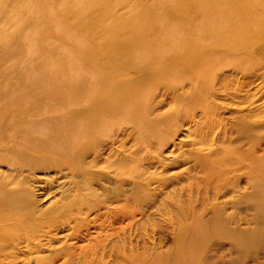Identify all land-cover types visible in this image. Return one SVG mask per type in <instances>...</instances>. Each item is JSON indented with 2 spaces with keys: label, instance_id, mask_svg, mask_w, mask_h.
I'll list each match as a JSON object with an SVG mask.
<instances>
[{
  "label": "rangeland",
  "instance_id": "1",
  "mask_svg": "<svg viewBox=\"0 0 264 264\" xmlns=\"http://www.w3.org/2000/svg\"><path fill=\"white\" fill-rule=\"evenodd\" d=\"M90 1L99 12L108 13L109 25L116 19L129 25L110 31L102 25L99 36L81 33L82 21L95 15L92 8L91 14L87 12ZM229 2L192 0L199 18L190 16L192 9L182 10L176 16L181 17L180 25L170 23L167 13L171 18L175 13L167 0H0L4 74L0 100L15 102L18 93L15 103L22 101L20 108L9 102L11 111L0 114V125L10 114L0 126V208L15 215L7 219L14 231H2L20 237L10 242L21 250L13 261L264 264V183L256 188L249 180L264 160V143H249L242 135L252 130L251 137L264 139V0H240L243 9L237 14H232ZM212 7L222 9L225 20L237 24L222 27L224 19L215 23ZM132 15H139L136 25L131 23ZM148 25L153 57L144 54L140 66H134L119 45L122 40L131 43ZM238 25L254 40L241 49L230 46L235 65L218 67L207 88L198 93L200 99L190 95L195 87L192 76L183 79L176 71L165 72L177 66V59L200 62L203 44H210L200 35L187 43L185 28L218 29V33ZM182 31L184 45L179 46L181 38L175 32L182 35ZM90 45L91 68L87 60L79 59ZM221 54V59L228 57L227 52ZM19 56L29 57L35 72L48 68L56 85L64 74L60 72L63 62L74 58L95 81L93 91L99 99L113 92L103 102L123 98L117 108L128 114L114 127H98L83 140L76 139L70 149L52 150L53 139L48 137L53 136L45 133L49 127L56 125L53 131L61 132L73 120L89 124L91 117L107 113L106 106L81 98L74 109L64 112L57 98L42 99L41 89L24 93L9 84L12 68H20ZM238 64L242 67H235ZM139 78L148 90L140 92L141 98L132 105L122 92L139 88L132 84ZM27 98L36 100L27 103ZM18 109L31 115L19 119ZM134 114L143 119V129L126 122ZM41 136L46 149L33 145L24 152L19 149L27 137L39 140ZM250 147L256 148L257 161L247 155ZM207 162L222 166L211 174ZM14 201L21 212L15 213ZM24 240L31 243L29 248Z\"/></svg>",
  "mask_w": 264,
  "mask_h": 264
},
{
  "label": "bare ground",
  "instance_id": "2",
  "mask_svg": "<svg viewBox=\"0 0 264 264\" xmlns=\"http://www.w3.org/2000/svg\"><path fill=\"white\" fill-rule=\"evenodd\" d=\"M167 2L169 3L168 5L173 6L172 10L175 13V16L173 18H171L170 13H167L168 18L170 19V23H174L175 21H177L176 24L182 25L181 17L176 18L177 15H180L182 13V10H187V12H189V10L192 9V15L190 14V16H193L195 18H199L198 10H197L196 6L192 3V0H175V1L174 0H167ZM87 6H88L87 12L90 11L89 14H91L93 12V11H91V8H92L95 11V15L93 17L92 16L88 17L85 22L82 21V24H84L85 28L83 27V30L81 33L86 31V35L88 33L89 35H93V36L98 35L99 36V33L101 32L100 27L102 25H103L102 27L108 29L109 31H110V28L121 29L122 27H124V26L127 27L129 25V23L126 24V22H128V21H124V20H120V19H116L115 21L112 22V25H109L107 23L108 13L105 10L103 12L102 11L99 12L95 2H93V1H90L89 5H87ZM229 6L231 8L232 14H237L238 12L242 11V9H243V2H240V0H230ZM108 8L109 7L105 8V9H108ZM144 8H146V7L145 6H143V8L141 7V9H144ZM246 8H249V6H247ZM221 10L222 9H220V8L216 9V7H212L209 10V11H211V13L213 15V21L215 19H217L218 21H221L222 19H224V20L226 19L222 15ZM138 16L139 15H132L131 16V23L132 24H135V25L137 24V20H135V19H137ZM73 17L77 18L78 16H73ZM79 18L84 19V17H79ZM190 21L191 20L188 17V22H190ZM185 22H186V18H184V23ZM215 23H217V22H215ZM231 23H234L235 25L237 24L235 21L229 22V20H225V22H223V24L221 22V26L224 27L227 24L232 25ZM149 28L150 27L148 25L146 28L140 29L139 30L140 36L138 34L136 36V38H134L131 43L129 41L122 40L123 42H121L119 45L120 50H124L126 58L129 61H131L134 64V66H140L141 59H142V57L144 58V54H147L148 58L153 57L152 54L149 53V51L151 49L150 48V39H149L150 37L148 38V36H147ZM212 30H215V31H206L204 29H199V28H195L193 30H190V28H185V35H186L187 43L193 42L192 40H195L196 36L200 35L201 37L209 40L210 44H203V48H202V51L200 53V62L196 61L195 63H192L193 61L192 62H186V61H184V59L183 60L177 59V63H176L177 66L174 69L165 70V72L167 74H171L172 72L176 71V74L178 76L182 77L183 79L191 78L190 76H192V80L195 83V87L193 88L190 95H193V98H195V97L199 98L198 93L202 90H205V88H207V86H208L207 84L210 80L209 76L212 73L215 74L216 71L219 70L218 67L222 68L223 66H226L228 64L235 65L234 62H235L236 57L233 54L232 47L241 49L247 43V41H249V43L251 45L252 41L254 40V37L252 35H249V31L242 29L241 26H239V25L235 26L232 29H227V30H224V28H223L222 29L223 32H218V33H217L218 29H212ZM236 31L240 32V33H236ZM194 32H196L197 35L194 34ZM31 33H32V30H29L28 34H31ZM101 34H103V33L101 32ZM175 34L181 38V39L178 38L177 43L181 40V42L179 43V46H183L184 45L183 31H182V35H178L176 32H175ZM225 35H226V37H225ZM211 44H213V45H211ZM239 44H242V45L237 46ZM230 46H232V47H230ZM212 48H214L213 50H215L213 53H211L213 50L210 51ZM85 49L79 55V59L82 61L87 60V62L89 64L88 67L91 68L90 61H92L94 58L88 56V54H91V56H93L92 45H90L89 48H85ZM196 51L197 50L194 49V52H196ZM221 52H227L228 57H226L225 59H221V58H224V57H222ZM19 57H22V56H19ZM227 58H228V60H227ZM19 61H20V63H19L20 68L17 67L18 69H15V70H14V68H12L13 71H11L9 73V78H10L9 84H15L16 87L20 88V90H22L24 93L35 94V93H37L36 90L41 89L44 92V95L42 97L36 95V97L37 98L41 97L42 99H47V98H51V97L57 98L59 100V102L61 103L62 111H64V112H68V111L74 109L77 106V103L79 101H81V98H85V99L88 98L91 101V103L94 105L99 104L101 106H106L107 113L104 112L101 115V117H95L94 119L91 117L89 124L78 125L75 122V120H73V121L67 122L65 124V126H62L61 132L53 131L54 128L56 127V125L49 127L45 131V133H51L53 136V137H48V138L53 139L52 143L50 144V145H53L52 150L70 149L74 145V141L76 139H79V140L82 139L83 140V138H85L87 134H89L92 131L94 132V130H97L98 127L105 128V129L108 127H114L117 123H119L121 121V119H123L128 114V111L124 112L121 108H117L118 106H120L122 104L123 98L119 99L118 101H112L111 103L103 102L104 99H110L113 95V92L111 95L105 96L103 100L99 99L98 94L93 91L95 81L92 80V78H89L87 76L90 74L88 72H84L80 68V66H78V64L76 63V60H74V58H72V57L69 58V60L63 62L66 64L62 65V69L59 68L61 70L60 72H62L64 74L61 75V79H60V81H58V85H56L57 83L55 82V80L52 81L55 76H52L49 74L48 68H43L40 71L35 72V70L32 69L33 65H31L32 63L30 62L29 57H28V59H27V56H26V58H23V57L19 58ZM148 62L153 63L154 60H151ZM148 62H145L144 64L149 65ZM217 63H218V65H217ZM151 65H153V64H151ZM235 67L240 68V67H242V65L238 64ZM1 72H2V68H0V75H1ZM3 75H1L0 77L2 78ZM62 80H65V82H62ZM192 80H190V82H192ZM141 81H142V79L139 78L137 81L132 83V84H137L139 88L131 87L128 89V91L122 92V94L124 96L128 95L129 98H127V99H129V102L132 105L135 104L141 98L140 92H142V94H144V92L148 90L147 87L140 84ZM22 82H25V83L21 84ZM205 83H206V86L203 87ZM19 95L20 94H18V93L14 95V101L15 102H17V97H19ZM92 95L94 97L95 96H97V97L94 99ZM35 100H36L35 98H27L26 102L30 103L31 101H35ZM9 102L13 105H16L18 108H20L22 106V101L19 103H15L9 99H6L5 101L0 100V114L1 115H5L11 111V109L9 108V105H8ZM134 109L135 108L132 107L129 110L133 111ZM18 110L20 113H22L20 115V117H18L19 119L21 117H26V116L31 115V112L24 113L21 111V109H18ZM9 115H7V117H9ZM7 117L2 118L3 123L0 126L4 125V123H5L4 120H6ZM135 117H137L135 114L133 117L128 116L126 122L133 123L138 128L143 129L145 127V124L143 123V119H137ZM84 130H86V132H84ZM251 131L252 130H245L242 133V135L247 137V139L249 140V143L263 144L264 139L257 138V137H251V135H250ZM38 138H39V140H34L32 137H27L26 139L22 140V145L19 149L22 152H24L23 150H25V148L27 149L29 146H32V145L36 146L40 150L46 149L47 142H45L43 140L44 136H41ZM253 141H255V142H253ZM255 149L256 148L250 147L249 151L253 152V156H252L251 152H248L247 155L249 157L255 159V161H257V157L254 156ZM225 156L229 157L230 152H226ZM24 160H25V158L22 157V161H24ZM225 161H226L225 159H222V163H225ZM219 165H221V163H216V164H214V166L213 165L210 166V163L207 162L205 166L211 174H214L216 172V170H220V168H218ZM223 171H224V169H223ZM254 171H257L258 173L254 174L255 172H251L252 175L249 176L250 184H251V187H256V188L258 187L259 188L260 185L264 183V160L257 164ZM210 186H211V182L206 187L210 188ZM4 196H6V194ZM14 202L17 203V205L15 204V207L13 206L15 213L21 212L22 209L19 208L18 202L17 201H14ZM0 206H1V201H0ZM8 213L9 212L1 210V208H0V264H17L15 261H13V259L17 255L20 256L21 250H20V248H17V247L15 248V244H12L10 242L12 240H19L20 237L12 238V237H8V236L2 234L3 229H4V232L11 233L14 231V228H15V227L8 226L7 219L11 218L12 216H15L11 213H9V214ZM9 221H11V220H9ZM26 227L27 226H25V228ZM188 229L189 228H187L186 230H188ZM25 243H26L25 248H27V247L29 248L31 243L28 240L27 241L24 240L23 244H25ZM20 244H21V242H19V245ZM18 250H19V252H18Z\"/></svg>",
  "mask_w": 264,
  "mask_h": 264
}]
</instances>
